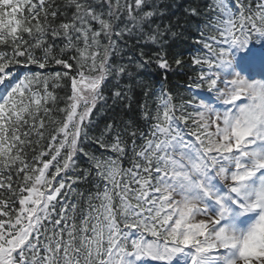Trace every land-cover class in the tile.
<instances>
[{"label": "snow or ice", "instance_id": "snow-or-ice-1", "mask_svg": "<svg viewBox=\"0 0 264 264\" xmlns=\"http://www.w3.org/2000/svg\"><path fill=\"white\" fill-rule=\"evenodd\" d=\"M167 7L0 0V264H264V0Z\"/></svg>", "mask_w": 264, "mask_h": 264}, {"label": "trees", "instance_id": "trees-1", "mask_svg": "<svg viewBox=\"0 0 264 264\" xmlns=\"http://www.w3.org/2000/svg\"><path fill=\"white\" fill-rule=\"evenodd\" d=\"M157 2L166 6H170L166 9V15L163 20L164 24H167L169 21H171V23L175 25L177 20H179L180 23L184 25L185 29H190L189 31L185 32V37L179 38L175 41L173 47V51L183 52V59L186 62H189V52L194 50L196 47L191 42V36H193L195 33V21L184 14L185 9L188 7H203L206 0H157ZM190 74L191 73L188 68L176 69L175 65H173V71L167 74V80H165L162 70L152 67L148 70L145 80L146 82L150 83L157 92L159 91L160 86L164 85V87L173 94H185V89L183 86L187 84ZM58 94L63 96L64 92L59 91ZM137 99H142V96L138 94ZM105 116L106 113L104 111H100L94 113L93 120L102 126ZM84 189H87V185L84 186Z\"/></svg>", "mask_w": 264, "mask_h": 264}]
</instances>
